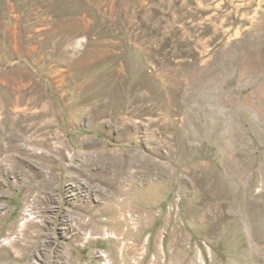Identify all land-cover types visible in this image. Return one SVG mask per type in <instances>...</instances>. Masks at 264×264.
Instances as JSON below:
<instances>
[{
	"label": "rangeland",
	"instance_id": "374dc122",
	"mask_svg": "<svg viewBox=\"0 0 264 264\" xmlns=\"http://www.w3.org/2000/svg\"><path fill=\"white\" fill-rule=\"evenodd\" d=\"M0 264H264V0H0Z\"/></svg>",
	"mask_w": 264,
	"mask_h": 264
}]
</instances>
